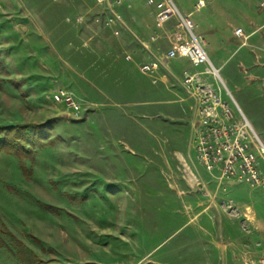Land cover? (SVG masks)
I'll return each instance as SVG.
<instances>
[{"label":"rangeland","instance_id":"374dc122","mask_svg":"<svg viewBox=\"0 0 264 264\" xmlns=\"http://www.w3.org/2000/svg\"><path fill=\"white\" fill-rule=\"evenodd\" d=\"M109 4L0 0V129H24L10 136L20 153L0 150V264H202L214 242L259 264L248 202L262 212L264 189L236 186L238 204L200 170L175 102L190 100L187 70L165 63L166 84L140 70L171 48L172 26L146 3Z\"/></svg>","mask_w":264,"mask_h":264},{"label":"built area","instance_id":"2783aa9c","mask_svg":"<svg viewBox=\"0 0 264 264\" xmlns=\"http://www.w3.org/2000/svg\"><path fill=\"white\" fill-rule=\"evenodd\" d=\"M95 1L110 5L109 0ZM125 1L127 0H114V5L119 6ZM146 1L157 10L158 26L176 19L180 30L170 35L172 47L163 58L142 64L141 72L153 76L165 63L177 58L188 59L194 68L204 66L202 71L184 72L182 78V84L192 101L194 118L190 141L199 165L218 182L246 185L252 189L263 188L264 173L260 160H264V147L261 139L234 102L220 71L211 63L204 39L194 31V22L180 13L173 0L160 3L155 0ZM212 1L214 0H199L195 11H200ZM260 9L264 10V0L260 3ZM235 35L244 42L248 39L242 28L236 29ZM227 98L232 99L239 112ZM53 99L68 107L75 116L80 115L81 105L69 91L58 89ZM259 264H264V258H260Z\"/></svg>","mask_w":264,"mask_h":264},{"label":"crops","instance_id":"0c3cea01","mask_svg":"<svg viewBox=\"0 0 264 264\" xmlns=\"http://www.w3.org/2000/svg\"><path fill=\"white\" fill-rule=\"evenodd\" d=\"M135 1L148 5L146 0ZM155 1L159 2L160 0ZM174 1L180 13L183 16L190 17L194 22V31L196 35L204 39L208 57L214 67L220 71L223 81L233 95L234 102L249 120L254 130L256 131L254 127L256 125L258 129L264 132V125L258 121L262 119V110L264 109V10L260 9L262 0H214L207 3L206 7L198 12L195 11V6L199 0ZM148 6L153 9L156 18V8L151 5ZM166 24L172 26L170 33L180 30L176 19H171ZM238 28H242L244 34L248 37L245 42L235 35V30ZM168 65L174 72L178 73L185 70L192 73L204 70V66L200 68L192 67L190 61L184 58L171 60ZM162 68L155 74V78L159 84H166L170 78L163 73ZM222 73H225V76ZM233 92L236 93L238 99ZM175 96L178 95L175 94ZM227 100L236 110L231 100L229 98ZM175 102L183 103V108H187L191 118H194L191 100L183 102L175 100ZM251 120L254 121L255 125ZM256 133L258 134L257 131ZM200 170L208 173L201 166ZM209 175L217 181L215 177ZM225 184L227 185L226 189L231 192L229 196L236 201L235 192L243 189L236 187L239 186L237 184ZM258 189H264V187ZM236 203L244 204L246 202L237 200ZM248 203L254 207L256 214L255 227L257 233L253 235V242L259 241L264 247V202L262 212L256 210L255 202L250 201ZM229 225V222H225L227 227L225 237L233 239L236 236L228 231L231 229ZM212 244L207 247L209 252L206 258L203 257L202 264H243V262L236 259V256L240 254V249L235 242L229 244L214 242Z\"/></svg>","mask_w":264,"mask_h":264},{"label":"trees","instance_id":"16d2710c","mask_svg":"<svg viewBox=\"0 0 264 264\" xmlns=\"http://www.w3.org/2000/svg\"><path fill=\"white\" fill-rule=\"evenodd\" d=\"M45 127L38 128L39 130H43ZM24 131L22 128H15V127H6L3 129H0V133H4V136H0V150L7 151V152H17L20 153L22 150V143L21 141H18V138L20 136V133ZM12 134H15L16 140H14V137L11 138L10 136ZM40 141L43 140L42 137L39 138Z\"/></svg>","mask_w":264,"mask_h":264},{"label":"bare ground","instance_id":"6f19581e","mask_svg":"<svg viewBox=\"0 0 264 264\" xmlns=\"http://www.w3.org/2000/svg\"><path fill=\"white\" fill-rule=\"evenodd\" d=\"M261 143H262V146L264 147V143H263V141L261 140Z\"/></svg>","mask_w":264,"mask_h":264}]
</instances>
